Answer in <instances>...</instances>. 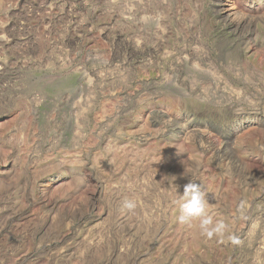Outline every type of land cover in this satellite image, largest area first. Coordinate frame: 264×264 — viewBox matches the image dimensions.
Here are the masks:
<instances>
[{
    "label": "rangeland",
    "instance_id": "obj_1",
    "mask_svg": "<svg viewBox=\"0 0 264 264\" xmlns=\"http://www.w3.org/2000/svg\"><path fill=\"white\" fill-rule=\"evenodd\" d=\"M0 264H264V0H0Z\"/></svg>",
    "mask_w": 264,
    "mask_h": 264
},
{
    "label": "clouds",
    "instance_id": "obj_2",
    "mask_svg": "<svg viewBox=\"0 0 264 264\" xmlns=\"http://www.w3.org/2000/svg\"><path fill=\"white\" fill-rule=\"evenodd\" d=\"M180 223H190L193 219H199L201 233L211 239L213 236H223L227 225L221 220L213 223L212 218L206 213L205 200L199 191V186L189 182L185 185L184 192L179 200ZM123 207L129 210L135 207L133 201L125 200Z\"/></svg>",
    "mask_w": 264,
    "mask_h": 264
},
{
    "label": "bare ground",
    "instance_id": "obj_3",
    "mask_svg": "<svg viewBox=\"0 0 264 264\" xmlns=\"http://www.w3.org/2000/svg\"><path fill=\"white\" fill-rule=\"evenodd\" d=\"M227 5H228V4H227ZM229 7L231 8V6H229ZM224 8H225V7H224ZM221 9H222V8H221ZM226 9L228 10L229 8L227 7ZM226 9H225V10H226ZM222 10H223V9H222ZM227 12H228V11H227ZM226 17H227V16H226ZM195 48H196V47H195ZM192 49H194V48H192ZM189 50H190V49H189ZM194 50H195V49H194ZM196 51H197V50H196ZM196 51H195V52H196ZM188 52H189V51H188ZM195 52H194V53H195ZM184 53H185V52H184ZM190 54H191V52L189 53V55H190ZM197 55H198V54H197ZM186 56H187V53H186ZM189 57H190V56H189ZM190 60H191V59H190ZM193 60H194V59H193ZM190 62H191V61H190ZM193 63H194V62H193ZM194 68H195V67H194ZM165 71H166V70H165ZM168 80H169V79H168ZM169 81H170V80H169ZM166 82H167V81H166Z\"/></svg>",
    "mask_w": 264,
    "mask_h": 264
}]
</instances>
